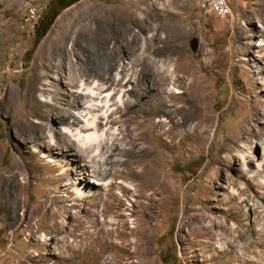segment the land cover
Masks as SVG:
<instances>
[{
    "label": "rangeland",
    "instance_id": "obj_1",
    "mask_svg": "<svg viewBox=\"0 0 264 264\" xmlns=\"http://www.w3.org/2000/svg\"><path fill=\"white\" fill-rule=\"evenodd\" d=\"M229 6L0 0V264H264V0ZM174 76L171 104L186 108L161 129L146 99ZM100 82L126 104L111 100L99 129L112 139L94 156L64 127L83 125L74 91ZM80 183L94 195L80 197Z\"/></svg>",
    "mask_w": 264,
    "mask_h": 264
},
{
    "label": "bare ground",
    "instance_id": "obj_2",
    "mask_svg": "<svg viewBox=\"0 0 264 264\" xmlns=\"http://www.w3.org/2000/svg\"><path fill=\"white\" fill-rule=\"evenodd\" d=\"M117 75H118V77H121L119 73ZM32 76H33V78L31 81L30 88H29V92H28V100L35 107V106L41 105V99H40L41 92L40 91H41V86H42V74H41L40 70H36L33 72ZM116 79H117V77H116ZM166 81H167L166 78L161 77V79H160L161 83L160 84L162 86H164V87H162L161 90L164 92L160 91V95L150 96V97H148V99H146V101H155V103L157 104L156 109H155L156 114L158 116L157 124H158L159 128H161V129H164L166 127L165 121L167 119L164 118L165 116H167L169 114H171L173 116H177L178 114H180L184 110V108H186L185 105L177 106L176 104H171V102L175 101V100L171 99V96H175V98H177L176 93H182V91L180 89H178L177 86L175 85L176 77L175 76L171 77L170 82L168 81L169 83L165 86ZM97 84L99 87L97 85L93 86V85L82 84L83 85L82 90L74 91L77 93L74 94V97L71 100L73 103L72 107H75L78 109L82 108V109L78 110V112L73 111V109H72L69 111V113H70V115L73 114L74 116H76V119L73 122L78 121V123H81L83 125H80L81 127H73L72 125L71 126L67 125L64 127L65 135H68L73 141L77 142L76 144H78V146L81 149H83L85 151L87 150V152H88V150H90L92 152V155H94V156H96L97 153L99 154V152L101 154L100 147L102 145H103V147L105 145H108L109 140L112 139V137L107 139L106 138L108 135L107 132H105V130L99 129V123L100 124L103 123V120H106V118L110 119L112 111L115 109V108L112 109L114 103H111V102H114V101H111V100H113L114 98L117 99L118 103H119V108L121 107L120 105L126 104L124 93L120 94L118 97H115L117 92H115L113 90L107 91L106 93L102 94L100 90H101V88H103V85H101L102 84L101 82L97 83ZM100 96L103 98L101 99L100 102H98L97 100L100 99ZM12 97H13V91L8 90L5 97H3V99L6 101H11ZM179 97L180 96H178V98ZM100 106L102 108H99ZM191 106H193L196 110L199 109V106L197 103H193ZM104 108H106L105 113H103ZM101 109H102V114L99 113V110H101ZM98 120H100V121H98ZM109 121L110 120H108V122ZM33 123H34L33 128L38 133L39 131H37V125H36L37 123H39L38 120L36 118H34ZM184 124H185V120L182 123H180L179 125L184 126ZM107 125H108V123H107ZM86 129H88V130L90 129V131H88ZM104 143H106V144H104ZM106 162L102 163L101 159H100V161H96L95 159L92 160V163L97 168L101 167V169H99L100 173L106 172V168L104 167ZM6 178H7V186H6L5 191L8 193V195H9L8 197H11V196H13L12 195V188H15L17 186L16 184H17V181L19 180V171L18 170L11 171ZM80 179H82V178H80ZM96 183L104 184L106 186L111 185L110 181H105V180L104 181L101 180L100 182H96ZM73 190L80 197L92 196V194L94 195V193H95L94 188L92 189V187L87 185V184L81 185V183L76 184L75 187L73 188ZM8 205H10L11 209H13V207H15V209H17L19 207L18 206L19 204L18 203L16 204L15 201H14V204L10 202V204L8 203ZM215 247L223 249V250H225L224 248H226L222 244H217Z\"/></svg>",
    "mask_w": 264,
    "mask_h": 264
},
{
    "label": "built area",
    "instance_id": "obj_3",
    "mask_svg": "<svg viewBox=\"0 0 264 264\" xmlns=\"http://www.w3.org/2000/svg\"><path fill=\"white\" fill-rule=\"evenodd\" d=\"M201 5L208 11L223 16L230 12L229 0H201Z\"/></svg>",
    "mask_w": 264,
    "mask_h": 264
},
{
    "label": "trees",
    "instance_id": "obj_4",
    "mask_svg": "<svg viewBox=\"0 0 264 264\" xmlns=\"http://www.w3.org/2000/svg\"><path fill=\"white\" fill-rule=\"evenodd\" d=\"M75 1H77V0H67V1L55 0L56 4L59 7H62V8L71 5ZM50 24H51V21H48L45 24H43V26H41L40 28L36 29V32H35V43L34 44H37L38 41L43 37V35L47 31V29L49 28Z\"/></svg>",
    "mask_w": 264,
    "mask_h": 264
},
{
    "label": "water",
    "instance_id": "obj_5",
    "mask_svg": "<svg viewBox=\"0 0 264 264\" xmlns=\"http://www.w3.org/2000/svg\"><path fill=\"white\" fill-rule=\"evenodd\" d=\"M196 45H197V42H196L195 39H193V40L191 41V47H192V49H195V48H196Z\"/></svg>",
    "mask_w": 264,
    "mask_h": 264
},
{
    "label": "flooded vegetation",
    "instance_id": "obj_6",
    "mask_svg": "<svg viewBox=\"0 0 264 264\" xmlns=\"http://www.w3.org/2000/svg\"><path fill=\"white\" fill-rule=\"evenodd\" d=\"M62 1H67V0H62Z\"/></svg>",
    "mask_w": 264,
    "mask_h": 264
}]
</instances>
